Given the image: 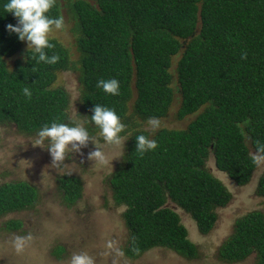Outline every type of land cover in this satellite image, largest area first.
Segmentation results:
<instances>
[{"label": "trees", "instance_id": "trees-1", "mask_svg": "<svg viewBox=\"0 0 264 264\" xmlns=\"http://www.w3.org/2000/svg\"><path fill=\"white\" fill-rule=\"evenodd\" d=\"M0 0V125H15L35 135L53 120L71 121L70 96L56 86L59 73L78 72V118L88 123L94 104L114 108L131 137L121 164L110 178L113 199L123 206L129 243L125 254L139 258L165 248L186 259L198 256L176 208L190 214L199 232L210 233L218 211L232 200L227 186L211 173L216 167L238 186L249 184L257 168L246 144L264 146V0H66L79 54L52 38L46 50L60 59L46 64L24 52L9 68L7 59L24 42L6 31L16 19ZM50 15H61L56 0ZM177 62L181 105L177 116L196 114L186 129H161L153 137L140 121L166 117L174 100L171 67ZM116 78L118 95L96 87L98 79ZM28 87L30 97L22 89ZM87 116V117H85ZM156 140L157 147L136 151L135 136ZM64 199L74 204L82 195L79 178L60 179ZM257 195L264 198V172ZM37 189L25 181L0 186V218L32 207ZM175 206V207H173ZM21 223L11 220L9 229ZM63 248L59 250L62 251ZM220 258L242 262L255 254L264 264V211L253 210L238 219L219 250Z\"/></svg>", "mask_w": 264, "mask_h": 264}, {"label": "rangeland", "instance_id": "rangeland-1", "mask_svg": "<svg viewBox=\"0 0 264 264\" xmlns=\"http://www.w3.org/2000/svg\"><path fill=\"white\" fill-rule=\"evenodd\" d=\"M57 1L65 24L62 30L54 31L49 38L60 40L75 62L79 54L72 32L74 22L68 15L66 0ZM25 51L27 46L24 42L21 51L7 59L9 68H13L17 59H24ZM180 56L173 58L171 67L174 100L168 115L159 119L160 126L156 130H152L147 121L139 122L140 128L148 131L151 137L161 129H186L196 116L184 119L177 116L181 105L176 71ZM56 86L65 89L70 96V118L83 121L87 127L86 121L77 117L81 88L78 72L59 73ZM125 139L116 145L101 143L103 159L89 158V153L94 150V145L89 143L80 152H69L63 161L53 163L46 148L35 146V135L21 133L15 125H0V186L25 181L38 192L32 207L0 218V264H70L71 256L79 252L89 254L94 264H258L255 254L236 263L222 260L219 254L238 219L253 210L264 211V198L257 195L258 181L264 172V156L253 149L248 138L246 144L250 153L258 158L249 184L238 186L226 173L217 169L213 156L207 162L211 173L232 194L231 202L218 211L219 218L210 233L201 234L190 214L176 208L181 223L188 230L189 239L197 246L195 259H186L165 248L152 249L136 259L125 254L129 243V231L123 216L125 208L115 203L110 186V178L122 162L129 137ZM65 175L75 176L81 181L82 195L74 204H68L64 199L60 179ZM11 220L19 221L21 226L9 229L7 223ZM28 236L30 239L17 248L16 238Z\"/></svg>", "mask_w": 264, "mask_h": 264}, {"label": "clouds", "instance_id": "clouds-1", "mask_svg": "<svg viewBox=\"0 0 264 264\" xmlns=\"http://www.w3.org/2000/svg\"><path fill=\"white\" fill-rule=\"evenodd\" d=\"M56 0H3L2 8L6 14H11L15 24L5 25L6 31L15 34L17 39L25 42L27 52L31 58L46 64H55L60 57L55 53L49 55L46 50L55 45L50 41V35L64 28V18L61 15H50ZM96 87L111 95H118L120 82L116 78L98 79ZM22 93L25 97L31 96L28 87H24ZM88 123L96 128V133L90 134L83 121L71 120L57 122L53 120L42 125L35 133V146L46 148L53 163L63 161L69 152H80L81 148L89 143L94 145V150L89 153V158L103 159L104 152L99 145L101 143L116 145L125 137H131L127 125L122 122L120 115L114 108L101 104H94ZM147 124L152 130L160 126L157 117H150ZM136 151L143 154L156 149L157 142L144 134L135 136ZM259 151L264 152V146ZM253 159H258L253 157ZM28 237H17L16 247H22ZM70 264H94L93 258L84 252L74 253L70 258Z\"/></svg>", "mask_w": 264, "mask_h": 264}]
</instances>
